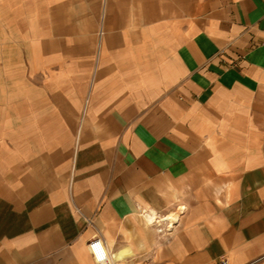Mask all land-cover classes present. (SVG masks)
Returning a JSON list of instances; mask_svg holds the SVG:
<instances>
[{"label": "crops", "instance_id": "0c3cea01", "mask_svg": "<svg viewBox=\"0 0 264 264\" xmlns=\"http://www.w3.org/2000/svg\"><path fill=\"white\" fill-rule=\"evenodd\" d=\"M95 238L264 264V0H0V264Z\"/></svg>", "mask_w": 264, "mask_h": 264}, {"label": "built area", "instance_id": "2783aa9c", "mask_svg": "<svg viewBox=\"0 0 264 264\" xmlns=\"http://www.w3.org/2000/svg\"><path fill=\"white\" fill-rule=\"evenodd\" d=\"M177 222H178V220H177ZM157 224L159 225L161 223H157ZM173 226H172V228L169 229V227H168L165 230L171 231L174 228ZM159 227H160V225H159ZM165 230H160V231L163 232ZM88 245L90 246V249L92 251V254H93V257H94L96 264H115L114 259H112L109 251L107 250L106 244H104V241H102V239L95 238L92 241H90ZM222 264H226V261L223 262Z\"/></svg>", "mask_w": 264, "mask_h": 264}, {"label": "bare ground", "instance_id": "6f19581e", "mask_svg": "<svg viewBox=\"0 0 264 264\" xmlns=\"http://www.w3.org/2000/svg\"><path fill=\"white\" fill-rule=\"evenodd\" d=\"M179 218V215H176V214H172L170 216H167L163 219H158V216L155 214V213H148V215H146V220H147V223H150V224H154V223H163L164 227L165 228H172V226L177 222ZM161 228L162 230L164 229Z\"/></svg>", "mask_w": 264, "mask_h": 264}, {"label": "rangeland", "instance_id": "374dc122", "mask_svg": "<svg viewBox=\"0 0 264 264\" xmlns=\"http://www.w3.org/2000/svg\"><path fill=\"white\" fill-rule=\"evenodd\" d=\"M180 212H178V215L180 216ZM178 220H179V218H178ZM164 223V222H163ZM163 223H162V225H163ZM153 226H156L157 228H163L164 227V225L163 226H161L160 224V227H159V225L157 224V223H154V224H152Z\"/></svg>", "mask_w": 264, "mask_h": 264}]
</instances>
